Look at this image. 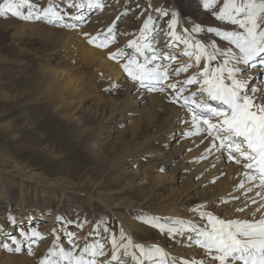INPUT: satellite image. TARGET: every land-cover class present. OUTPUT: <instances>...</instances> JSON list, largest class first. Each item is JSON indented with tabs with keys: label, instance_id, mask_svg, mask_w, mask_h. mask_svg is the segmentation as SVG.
I'll list each match as a JSON object with an SVG mask.
<instances>
[{
	"label": "rangeland",
	"instance_id": "374dc122",
	"mask_svg": "<svg viewBox=\"0 0 264 264\" xmlns=\"http://www.w3.org/2000/svg\"><path fill=\"white\" fill-rule=\"evenodd\" d=\"M74 1L31 0L33 15L52 5L63 16L65 22L60 27L62 33L59 35L61 43L63 39H68L64 33L77 32L76 27L70 26L74 16ZM97 3L102 7L89 11L86 18L82 19L84 24L90 23L95 11L102 12L106 19L104 31L99 37H114V42L107 48L97 47L99 50H107L108 53L124 50L129 55H134V49L128 47V42H139L140 37L146 35V42L153 44L158 55L175 58L154 63L165 64L174 70L176 67L192 64L187 72H181L176 79L196 74L201 67L207 65V61L201 60L197 66L194 57L184 55L186 45L168 34L171 31L168 24L173 13L178 21L175 31L181 37L191 39L193 43L198 41L208 45L215 41L218 47H231L215 33L206 31L207 28H235L213 15L214 11L222 7L223 0H219L213 9H205L204 0H97ZM29 10L27 7L21 9L25 14ZM164 10L168 12L167 16L163 15ZM149 17H152V22L150 30L146 31L144 25L149 22ZM46 20L48 19L25 20L10 14L0 17V252L6 251L4 254L15 260L10 264H29L20 258L22 255L41 264L46 257L51 261V251H59L62 245H68V249L78 256L82 253L81 248L100 244L103 245V255L92 256L89 253L97 259L109 253V246L113 244V239L121 237L122 223L127 220L140 224L148 238L154 233L160 240L164 238L171 242L169 233L162 232L154 224L150 228L145 225L149 218L156 217L152 210L175 201L183 184L175 186L170 183L162 185V188H154L149 180L140 179L145 175H152L154 178L168 175L182 162L177 160L169 166L161 163L166 152L159 143L160 139H153L157 132L148 133L144 126L145 120H136L137 117L115 112L114 95L107 91L101 69H88L82 63L75 65L74 60L70 61L72 64H68L67 59L76 53L75 48L55 49L51 43L46 46L42 37H46L51 26L48 22L45 23ZM196 25L205 31H192ZM109 28L114 29L112 33L108 32ZM99 42L98 40L97 43ZM65 54L66 57H63ZM145 54L151 56L153 53L145 50ZM109 58L110 56L108 60L113 61L112 63L122 67L129 56ZM138 59L143 61L141 56ZM47 62L52 67L59 66L67 70L73 66V69L78 70L74 75L85 88L87 96L84 100L68 96L63 101L53 103L48 111L43 108L37 97L45 87L41 79L42 74L46 77L44 73L47 70L43 65ZM220 62L218 58L212 64L215 66ZM246 72L243 71V74ZM16 82L25 83V87H18ZM196 86L197 84L190 85L188 90ZM25 91L30 93L29 99L25 97ZM187 92L183 95H190ZM166 102L179 107L170 97L166 98ZM96 105H101V108ZM145 105L150 108L148 101ZM97 108L99 112H95ZM187 110V124L191 125V114ZM163 119V116H159V122ZM188 140L189 136L186 138ZM187 161L191 162L190 159ZM194 161L198 163V160ZM24 178L27 179L23 180ZM98 182L101 183L98 190L89 186ZM13 197L16 204H12ZM117 204L125 206L117 207ZM130 204L132 206L126 207ZM20 209L27 214L33 212L34 215L40 209L46 213L47 218L44 223L32 224L35 219L31 225L18 228L14 224L20 215ZM55 214L62 220L68 218L72 224L70 229L78 232L63 236L65 233L62 231L61 240L57 239L56 243L50 233L51 228L48 227ZM79 223L86 228L94 226L98 232L103 233V240L99 243L92 242L93 244L84 238L81 240L83 228L76 226ZM12 229L14 232H11ZM33 230L41 236L30 235L28 240L31 245L28 249L32 253L28 254L26 238L22 233L31 234ZM133 236L136 238V233ZM4 238L8 241H4ZM13 238L19 243L14 242ZM148 241L158 242L155 239L143 240L144 244ZM3 245H8L13 250ZM17 247L20 248L18 252L14 250ZM131 250L132 248L127 249V255ZM56 259L59 263L60 259ZM128 260L129 258L125 260L124 257L123 261ZM61 262L68 264L67 260Z\"/></svg>",
	"mask_w": 264,
	"mask_h": 264
},
{
	"label": "bare ground",
	"instance_id": "6f19581e",
	"mask_svg": "<svg viewBox=\"0 0 264 264\" xmlns=\"http://www.w3.org/2000/svg\"><path fill=\"white\" fill-rule=\"evenodd\" d=\"M75 1L72 5V14L74 15L72 18V25L76 27L77 32L71 31L64 33L68 36V39H63L61 43L59 42V35L62 33L60 27L65 22L64 18L62 20L53 19V22L46 20L45 23L48 22L51 26L47 30L48 34L46 37H42V40L46 46L51 43L55 49H58V47H65L66 49L75 48L74 51H76V53L74 52V55L67 59L69 62L68 64H72L70 61L74 60L75 65L82 63V66L88 69L91 67L101 69L104 77L103 82L107 87V91L110 95H114L115 112L117 114L137 117L136 120H145L144 126L146 131L148 133L153 131L157 132V134L153 136V139H160L159 143L163 146L164 152H166L161 159V163L169 166L173 162H177V160L182 162L181 165L174 168L168 175L159 178H154L152 175H145L143 178L141 177L142 179L140 180H149V183H152L154 188H162V185L170 183L175 186H179L180 183L183 184L180 193L175 196L174 202H169L162 208L152 210L151 212L156 218H159L160 224H165L169 227H180L174 223L176 220H183L185 222V227L182 232L175 235L170 234L172 241L169 242V240L164 238L160 240L156 236L157 234L154 233L150 234L148 238V236L145 235L146 231L140 224L127 220V224L121 222L123 225V238L120 237L116 239L117 243L115 246L113 244L109 246L110 250L106 256H100L95 259L90 256L89 253H84V248H81L82 253L78 256L82 255L85 260L93 261L94 264H116L119 262L121 264H160L159 257L155 260H149L141 252L140 248L135 247L136 245H142L145 249L151 248L152 246H159L164 249L168 255L164 259L163 264H184L185 261H188L189 264H197V262L201 260L203 264H218V262L213 261L211 257L208 256L205 249L201 248L195 242L198 237L196 236V231L193 229L207 226V221L202 219L200 213L207 212L222 219L259 220L264 218V186H261L258 181L253 182L246 180L242 173L247 170L244 169L242 165H238L234 161L229 160L227 153L223 150L213 148L210 143L211 137H208L204 133H197L193 124H187L188 112H185V110L188 108L183 105L182 101L178 103L180 108L173 107L166 102L167 97L171 98L174 95L173 90L167 88L168 82L184 81L188 78L187 76L182 79H176L178 75H172L171 73L174 69L169 68V79L165 81L163 85H155L157 89L164 87V92L159 90L151 91L148 88L141 87L138 82L132 80L131 77L123 71L122 67L108 60L109 53L106 52L107 50L101 51L95 45L93 47V44L91 45L89 43L91 37H99L105 28L104 23L106 19H104L103 14H101L102 12L95 11L91 16V22H87L86 24L83 23L82 18H86L89 11L95 10L96 8L99 9V7L90 6L92 3H97V0ZM81 4L84 6L80 7ZM81 25H83L82 29H80ZM24 27L27 28L26 26ZM31 35L37 36L35 33H31ZM63 57H66V54ZM141 58L143 57L141 56ZM68 64L67 66L69 67ZM240 67L244 68L245 72L247 71L245 74H241L242 77H246L247 79L248 88L245 89V91H248L250 95L254 94L258 100L264 101V67L259 64H256L254 67H245L243 65H240ZM43 68L47 70L46 73H44L46 77L42 74L41 79L45 87L38 93L39 97L37 98L39 103L43 104V108L46 111L51 108L53 103L63 101L65 97L70 96L77 100H84L87 96L84 90L85 88L82 87V83L78 82L74 75L78 70L73 69V66L68 68L70 70H66L65 68H59V66L52 67L50 63L47 62L45 66L43 65ZM16 85L18 87H25V83L21 84L16 82ZM199 87V84H197L195 88L188 92H198ZM251 90L257 91L253 93ZM24 94L26 98H30V93L25 91ZM186 96H188V94ZM199 98L198 94L196 99ZM146 101L150 103V108H147L145 105ZM209 103L215 106L214 101H209ZM99 108H101V105ZM96 111L99 112L98 108L95 112ZM159 116H163L164 118L160 122ZM174 133H176V135L170 138ZM187 136H189L188 141H186ZM188 159H190L192 163L188 162ZM194 160H198V163L196 164ZM26 179L27 178H24L23 180ZM241 182L244 184L243 187H240ZM87 184L88 182H86V185ZM100 184L101 183L98 182L96 184H90L89 186L98 190ZM90 200L92 201L91 197ZM12 201V204H16V202H14L16 201L14 197ZM227 203L230 204L227 205ZM116 206L124 207L125 204H117ZM130 206L132 205H126V207ZM194 209H200V211H194ZM238 209H243V211H239ZM36 211L38 212L34 215L32 214L33 212L27 214V212L20 209V215L17 217L18 220L14 225L18 228L24 225H31L32 220L35 219V223L32 224L44 223L47 218L46 213H43L40 209ZM71 225L68 218L62 220L56 214L51 218L48 227L51 228L50 233L55 238L56 243L57 239L61 240L60 233L62 231L65 233L63 236L76 233V231L78 232V230L70 229ZM76 226L83 228L81 240L84 238V240L91 242V244H93L92 242L99 243L103 240V233L101 231V233L98 232L94 226L86 228L85 226L82 227L80 223ZM150 226H152V224L148 223L145 225L146 228H150ZM20 230H22V228H20ZM11 232H14V229H12ZM134 233L137 235L136 238L133 236ZM23 234L24 238H26V251L28 254L32 253L31 250L28 249L31 245L28 240L31 234L24 232ZM147 239H155L158 242L154 243L148 241L144 244L143 240ZM129 240L132 242L131 246H127ZM4 241H8V239L6 240V238H4ZM108 242L111 243L110 241ZM121 245L127 246V249L132 248L129 255L125 254L126 249L125 247H121ZM71 246L72 243L70 244V247ZM61 248L65 251H69L68 245H62ZM5 252L6 251L3 253L0 252V264H10L12 261H15L12 257L4 254ZM133 252L139 257V260L132 258L131 253ZM56 253L57 255H49L51 261L54 262V264H61L62 259L59 257V251H56ZM113 255H117L119 259L113 260L111 258ZM124 257L125 260L127 258H129V260L127 262L123 261ZM20 258L26 260L29 264H38V262H34L31 258L25 257L24 255ZM56 258L60 259L59 263Z\"/></svg>",
	"mask_w": 264,
	"mask_h": 264
},
{
	"label": "snow or ice",
	"instance_id": "6c2138e0",
	"mask_svg": "<svg viewBox=\"0 0 264 264\" xmlns=\"http://www.w3.org/2000/svg\"><path fill=\"white\" fill-rule=\"evenodd\" d=\"M219 3V0H204L205 9H213ZM84 5L81 4L80 7ZM90 6L102 7L99 3H92ZM27 7L30 9L25 14L21 9ZM33 4L31 0H3L0 3V17L8 14L25 20L32 19H53L62 20L60 12L52 5L37 11L33 15ZM167 16L168 12L163 11ZM216 19L234 25L235 28L225 30L220 28H207L206 31L215 33L227 41L231 47H218L215 41L206 45L201 42L193 43L191 39L183 38L175 31L177 26L176 14L170 20L168 27L169 35L177 41L186 45L184 55L194 57L195 64L200 65L201 60H206L207 65L200 69L196 74L191 75L184 81H177L167 84V88L174 91L171 97L172 102L179 103L188 108L191 114V122L197 133H204L211 137V145L227 153L228 159L238 165H242L247 171L242 175L248 181H258L264 186V101H260L256 96L250 95L245 89L248 88L246 77H242L244 68L254 67L256 64L264 67V0H223L222 7L214 11ZM152 17L145 23L144 29L150 30ZM74 27V25H70ZM113 28L108 32L112 33ZM187 31V29H185ZM192 31H205L201 26L196 25ZM103 35V34H102ZM100 41L97 43V41ZM148 41L146 35L137 40L128 42V47L134 49L135 54L129 55L124 50L116 53H109L111 59L117 57L129 56L127 62L122 66L124 71L132 80L138 82L141 87L148 88L151 91H165L164 87L157 89L155 85H161L169 79V68L162 63H154L160 60H173L174 57L157 54V49ZM114 42V37L109 39L104 36L91 37L90 44H95L99 48H107ZM145 50L153 53L151 56L145 54ZM143 57V61L138 59ZM220 58V63L213 66L212 62ZM255 62V63H254ZM192 64L184 65L172 71V75H179L181 72H187ZM199 84L198 92H191L190 95H183L189 91L186 85ZM179 85V86H178ZM253 93L257 90H251ZM199 94V99L196 97ZM209 101H214L215 106ZM218 142V143H217ZM244 184L241 182L240 187ZM243 211V209H238ZM200 211V209H194ZM202 219L207 221V226L193 229L196 231V244L205 249L208 256L218 264H264V218L259 220H240V219H222L207 212H201ZM154 224L162 232L169 234H178L185 227L183 220H176L174 223L180 227H169L159 223V218L152 217L147 221ZM22 235H24L22 233ZM32 236H41L35 230ZM123 238V233H121ZM14 242L15 238H13ZM113 245L116 240L113 239ZM129 240L127 246H131ZM9 250L8 245H3ZM127 246L125 247L127 253ZM149 260L160 258V264H163L167 253L159 246H152L145 249L142 245H136ZM103 245L86 246L84 253H90L92 256L103 255ZM15 251H20L17 247ZM52 255H57L55 250ZM59 256L62 260H67L68 264H94L93 261L85 260L84 256H75L72 251L59 249ZM133 259L139 260V257L133 252ZM113 260L119 259L117 255L111 257ZM41 264H54L47 257L41 261ZM184 264H189L185 261ZM197 264H203L202 261Z\"/></svg>",
	"mask_w": 264,
	"mask_h": 264
}]
</instances>
